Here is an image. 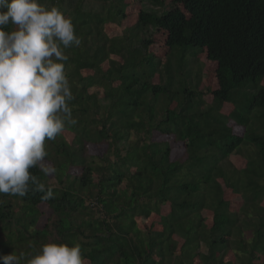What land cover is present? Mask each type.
Returning <instances> with one entry per match:
<instances>
[{"label":"trees","instance_id":"16d2710c","mask_svg":"<svg viewBox=\"0 0 264 264\" xmlns=\"http://www.w3.org/2000/svg\"><path fill=\"white\" fill-rule=\"evenodd\" d=\"M58 1L39 0L64 11ZM142 1L148 4L141 3L121 38L108 37L102 24L121 22L122 9L110 16L62 11L81 41L65 49L77 123L66 121L62 134L45 141L55 184L39 168L30 170L53 199L42 201L43 193L31 190L24 197L0 194V255L28 258L55 241L79 243L88 264H234L231 252L239 263L264 264V206L255 197L264 199V133L249 134L246 114L232 100L251 80L246 113L264 110V86L255 85L264 77V0H174L183 10L161 11L151 6L162 0ZM152 26L168 35L164 60L148 52ZM199 51L216 62L210 105L184 78ZM192 76L199 80L197 72ZM174 92L180 96L175 110L168 107ZM226 101L233 109L220 114L216 106ZM228 120L245 132L233 134ZM153 132L181 142L185 158L170 160L169 143L152 140ZM245 139L257 149L254 158L240 170L226 169V158ZM103 144L101 155L88 152ZM218 178L244 199L240 216ZM166 202L169 209L160 214ZM40 204L51 209L41 228L35 226ZM202 211L210 213V225ZM152 213L161 227L141 226Z\"/></svg>","mask_w":264,"mask_h":264},{"label":"clouds","instance_id":"9594fccd","mask_svg":"<svg viewBox=\"0 0 264 264\" xmlns=\"http://www.w3.org/2000/svg\"><path fill=\"white\" fill-rule=\"evenodd\" d=\"M11 25L10 30H5ZM81 43L72 19L58 7L39 0H0V194L24 197L52 189L30 170L55 172L46 140L63 133L65 122L76 124L69 102L74 99L65 73V49ZM3 264H85L79 243L46 242L26 258L0 255Z\"/></svg>","mask_w":264,"mask_h":264},{"label":"rangeland","instance_id":"374dc122","mask_svg":"<svg viewBox=\"0 0 264 264\" xmlns=\"http://www.w3.org/2000/svg\"><path fill=\"white\" fill-rule=\"evenodd\" d=\"M145 1L142 0H59L56 4L62 5L64 8L65 13L68 14H74L76 13L79 8L80 10L85 11H91L93 13H96V15H102V16H110L113 14L114 10L122 9L123 11V18L119 19L121 22H104L102 24V30L105 32V34L108 37L113 38H121L124 37V35L127 33L132 26V24L135 23L136 14L138 10L141 8V3L143 5ZM123 8L121 5H123ZM145 4H148L145 2ZM148 6V5H147ZM173 6H178L183 10L180 4L174 3V0H162L160 6H151L154 9L157 10H164L171 8ZM78 8V9H74ZM74 9V10H73ZM149 33L148 36L151 40V43L148 47V52L157 56L161 60H164L167 57V54L169 53V45H168V35L165 30H162L160 28L156 27H149ZM196 59H193V62L190 69L186 71L185 73V82L189 86V88L194 89L196 88V91L203 92V100L206 102V104H212V95L211 91L216 89L218 87L217 80L214 74V70L216 68V62L210 61L206 58L205 51H199L196 55ZM119 58V57H118ZM197 72L199 74V80H193L192 75ZM264 86V77L260 79L255 85L256 86ZM248 85V87H247ZM253 86V82L251 80L246 82L245 89H240L238 92H235L232 94V100L234 101V106L240 108L239 111L242 115L246 114V119H248V125L247 129L250 135H254L256 137L262 136L264 133V118H262L261 114L264 111L263 109L259 108H252L246 113V97L250 96L254 90L249 87ZM180 103V96L178 93L174 92L171 96L170 102L168 107L170 109H177L179 107ZM232 102H220L216 106V110L221 114L228 115L229 112L233 109ZM229 121V122H228ZM227 124L231 127V131L233 134L236 135H242L245 132V127L237 125L234 121L228 120ZM152 140L155 141H167L171 147L170 151V160H175L180 158L183 160L185 158V148L181 142L174 141L171 135H160L157 132L152 133ZM68 137H71L68 135ZM249 139H245V145L242 144L235 152L230 154L226 161L228 163L225 164L226 169L230 168H236L238 170L244 168L247 166V162L250 159L249 157H253L254 151L256 152L257 149L254 148L252 143L248 142ZM107 146L106 144L100 145V147H95L90 145L88 147V152L90 154L95 153L101 155L102 152L106 150ZM232 162V163H231ZM74 168V167H72ZM78 168H74L73 171H77ZM71 171V170H70ZM180 174V173H179ZM49 181L52 184H55L56 179L53 174L49 175ZM218 181L221 183V187L224 192V198L229 202L230 210L238 216H240L241 213H239L241 205L244 206V199L240 196V193L236 194L234 193L230 188L226 187L224 181L222 178H218ZM259 184L263 183L262 179L258 180ZM234 193V194H231ZM237 196H236V195ZM255 197L257 198L258 204H262L264 206V199L263 196H260L259 194H256ZM40 210V215L37 218L36 227H43L44 224L47 221V218L51 214V209L46 204H40L38 206ZM264 208V207H263ZM169 209V202H166L161 205L160 207V214H164ZM252 213H254V210L252 208H249ZM206 224L210 225V213L208 211H202ZM253 216H256L255 214ZM160 220H158L157 214L152 213L148 218H144L141 221L139 220V224L144 227H148L152 225L153 228L161 227L159 224ZM251 229L247 228L245 231H250ZM252 234V233H251ZM203 250V248H202ZM233 253L237 254L233 250ZM241 255V254H239ZM228 258L232 259L234 261V264H243L242 262H238L235 260V257L233 256L232 252L231 254H228ZM246 256V255H243ZM262 258V257H261ZM261 260V259H259ZM85 264H88V261L85 259Z\"/></svg>","mask_w":264,"mask_h":264}]
</instances>
